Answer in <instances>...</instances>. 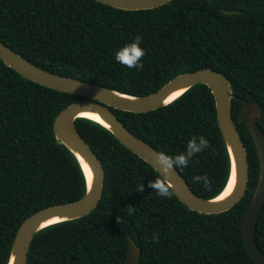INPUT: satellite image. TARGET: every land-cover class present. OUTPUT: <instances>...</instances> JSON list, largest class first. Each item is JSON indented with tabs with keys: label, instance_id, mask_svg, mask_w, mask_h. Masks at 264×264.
<instances>
[{
	"label": "trees",
	"instance_id": "trees-1",
	"mask_svg": "<svg viewBox=\"0 0 264 264\" xmlns=\"http://www.w3.org/2000/svg\"><path fill=\"white\" fill-rule=\"evenodd\" d=\"M137 35L145 51L141 70L115 60ZM0 41L48 72L135 97L154 94L178 75L199 69L223 74L234 95L231 116L249 166L245 193L234 207L200 214L174 194L158 196L148 183L161 178L147 163L100 125L76 119L78 133L103 167L101 199L89 215L39 231L26 264H124L128 238L140 249L138 264H257L246 251L242 225L259 163L253 139L238 119L247 101L259 106L264 124V0H172L142 11L94 0H0ZM79 100L35 84L0 61V264L8 263L26 219L85 194L78 163L53 135L56 116ZM112 111L134 136L168 155L184 152L193 136H204L209 148L176 170L200 198L222 192L229 158L207 86L196 85L155 111ZM128 207L135 212L129 214ZM255 237L264 253V206Z\"/></svg>",
	"mask_w": 264,
	"mask_h": 264
},
{
	"label": "water",
	"instance_id": "water-1",
	"mask_svg": "<svg viewBox=\"0 0 264 264\" xmlns=\"http://www.w3.org/2000/svg\"><path fill=\"white\" fill-rule=\"evenodd\" d=\"M94 1L120 10L142 11L161 7L172 0ZM222 13L233 15L239 12L222 11ZM0 61L35 84L82 98V100L67 106L56 116L53 123V135L57 144L64 147L78 163L86 185L85 194L78 201L45 208L26 219L15 235L7 264H10L12 258L13 264H26L30 243L39 231L89 215L96 209L101 199L104 188L103 167L99 158L78 133L74 124L76 119H85L103 127L122 146L147 163L162 179L164 174L155 164V155L158 151L129 132L112 109L137 114L155 111L172 104L192 87L199 84L207 86L214 97L217 125L229 158V177L222 192L228 186L234 167L237 173V183L230 195L221 201H216V199L222 192L215 198L203 199L193 193L179 172L174 170L169 178V182L174 186L173 194L188 209L205 215L226 212L243 197L249 179L247 151L232 120L231 100L234 95L229 80L223 74L212 69H199L178 75L154 94L135 97L48 72L24 59L1 41ZM178 90H183V92L176 100L168 101ZM82 112L97 114L107 126L92 119L79 117ZM238 121L246 125L253 139L259 163L258 183L245 212L242 238L246 251L253 261L257 264H264V253L260 251L255 237L256 224L264 206V124L261 122V109L255 103L242 101ZM83 163L87 164L92 173L91 186L88 184ZM55 218L59 221L47 223ZM139 258L140 249L128 238V254L124 264H138Z\"/></svg>",
	"mask_w": 264,
	"mask_h": 264
},
{
	"label": "clouds",
	"instance_id": "clouds-1",
	"mask_svg": "<svg viewBox=\"0 0 264 264\" xmlns=\"http://www.w3.org/2000/svg\"><path fill=\"white\" fill-rule=\"evenodd\" d=\"M142 43V37L137 35L133 42L125 45L119 49L115 54V60L119 64L126 66L129 69L135 68L141 70L143 68L142 58L145 56V51L139 45ZM180 95V94H179ZM179 95L174 96L173 100H176ZM95 120V119H93ZM209 141L204 136H193L188 140L186 149L177 155H168L165 152H157L155 155V164L159 166L163 172L164 177L162 179H156L155 181H149L148 187L157 193L161 198H171L173 195V184L169 182V178L172 176L173 171L176 169L187 168L189 162L195 155L205 151L209 148ZM201 177H194L195 182H199ZM144 186L141 185L139 191L143 192ZM233 189L230 187L229 192ZM229 193H225L220 196L221 200L227 197ZM129 214L135 212L136 208L128 207L126 209ZM119 222V218H117ZM155 239V237L153 238Z\"/></svg>",
	"mask_w": 264,
	"mask_h": 264
},
{
	"label": "bare ground",
	"instance_id": "bare-ground-1",
	"mask_svg": "<svg viewBox=\"0 0 264 264\" xmlns=\"http://www.w3.org/2000/svg\"><path fill=\"white\" fill-rule=\"evenodd\" d=\"M183 92V90H178L177 92H175L171 97H173V96H176V94L177 93H182ZM170 97V98H171ZM170 98L168 99V101H170ZM93 116H95V117H98L97 116V114H95V113H90V112H82L80 115H79V117H82V118H87V119H92L91 117H93ZM99 118V117H98ZM93 120V119H92ZM94 121H97V122H99V123H102L103 125H105V126H107L103 121H101L100 120V118L99 119H96V120H94ZM83 166H84V170H85V172H86V174H87V179H88V172H91L90 171V169H89V167L87 166V164L86 163H83ZM93 177V176H92ZM93 179V178H92ZM231 179H232V176H231ZM231 179H230V181H231ZM229 181V182H230ZM88 184H89V181H88ZM229 184V183H228ZM228 187V186H227ZM227 187H226V189H227ZM226 189L221 193V195L220 196H222L223 194H224V192L226 191ZM230 195V194H229ZM228 195V196H229ZM219 196V197H220ZM227 196V197H228ZM219 197L216 199V201H221L220 199H219ZM226 198V197H225ZM53 221H55V222H57V221H59L57 218H55V219H52V220H49L47 223L48 224H50V223H52ZM10 264H13V258L11 259V262H10Z\"/></svg>",
	"mask_w": 264,
	"mask_h": 264
},
{
	"label": "snow or ice",
	"instance_id": "snow-or-ice-1",
	"mask_svg": "<svg viewBox=\"0 0 264 264\" xmlns=\"http://www.w3.org/2000/svg\"><path fill=\"white\" fill-rule=\"evenodd\" d=\"M180 93H177L176 95H179ZM173 98H174V96L173 97H171L170 98V100H173ZM92 119H99L98 117H95V116H93V117H91ZM88 181H89V185L91 186V184H92V173L91 172H88ZM236 183H237V173H236V169H235V167L233 168V172H232V179H231V181L229 182V184H228V187H227V189H226V191H225V193H231V192H229V189H230V187L233 189V187H234V185H236ZM219 199L221 200V197H219ZM52 223H55V221H53Z\"/></svg>",
	"mask_w": 264,
	"mask_h": 264
}]
</instances>
